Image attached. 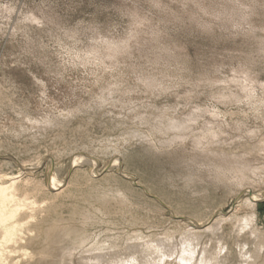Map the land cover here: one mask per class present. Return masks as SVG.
I'll return each instance as SVG.
<instances>
[{
  "label": "rangeland",
  "instance_id": "rangeland-1",
  "mask_svg": "<svg viewBox=\"0 0 264 264\" xmlns=\"http://www.w3.org/2000/svg\"><path fill=\"white\" fill-rule=\"evenodd\" d=\"M11 180L0 264H264V0H0Z\"/></svg>",
  "mask_w": 264,
  "mask_h": 264
},
{
  "label": "bare ground",
  "instance_id": "bare-ground-1",
  "mask_svg": "<svg viewBox=\"0 0 264 264\" xmlns=\"http://www.w3.org/2000/svg\"><path fill=\"white\" fill-rule=\"evenodd\" d=\"M15 181V180H14ZM14 181L11 180V182H9L8 185H5L4 188H0V195L2 196L3 199L8 198L9 197V193L12 189V186L14 185ZM3 184V183H2ZM0 222H2V220L0 219Z\"/></svg>",
  "mask_w": 264,
  "mask_h": 264
},
{
  "label": "snow or ice",
  "instance_id": "snow-or-ice-1",
  "mask_svg": "<svg viewBox=\"0 0 264 264\" xmlns=\"http://www.w3.org/2000/svg\"><path fill=\"white\" fill-rule=\"evenodd\" d=\"M158 6V5H157Z\"/></svg>",
  "mask_w": 264,
  "mask_h": 264
}]
</instances>
